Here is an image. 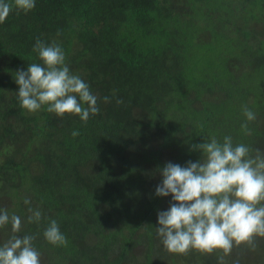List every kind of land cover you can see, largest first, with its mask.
Segmentation results:
<instances>
[{"label":"trees","instance_id":"1","mask_svg":"<svg viewBox=\"0 0 264 264\" xmlns=\"http://www.w3.org/2000/svg\"><path fill=\"white\" fill-rule=\"evenodd\" d=\"M37 38L59 43L99 98L86 123L21 108L14 76L42 63ZM243 106L256 114L250 135ZM226 135L264 152V0H36L0 24V210L21 218L18 236H35L40 264H218L164 248L158 212L173 201L156 188L166 163L197 162L192 145ZM50 219L66 246L44 238ZM12 235L0 228V246ZM237 260L264 264V238L225 264Z\"/></svg>","mask_w":264,"mask_h":264},{"label":"clouds","instance_id":"2","mask_svg":"<svg viewBox=\"0 0 264 264\" xmlns=\"http://www.w3.org/2000/svg\"><path fill=\"white\" fill-rule=\"evenodd\" d=\"M35 7L36 0H0V24L13 10L28 13ZM33 51L42 63H30L26 71L18 70L14 76L21 108L30 113L46 108L60 117L77 115L85 123L99 114V98L70 71L59 43L54 40L48 44L37 38ZM103 100L110 102L107 96ZM116 103L121 105L123 100L117 98ZM242 111L246 122L241 129L250 135L248 122L255 121L256 114L247 106ZM72 135L76 137L79 132L74 130ZM192 150L200 151L202 159L188 161L183 167L168 162L159 169L163 179L156 195H171L173 203L167 211L158 212L156 233L169 253H216L218 264H225L235 247L255 250L257 237L264 238V152L243 143L234 145L229 135L222 142L213 136L192 145ZM24 203L31 202L26 198ZM28 212V223L41 222L39 209L29 207ZM8 224L13 235L0 246V264H40L41 254L33 246L35 236H18L21 218L0 210V228ZM43 235L54 246L67 244L55 219L48 221Z\"/></svg>","mask_w":264,"mask_h":264},{"label":"rangeland","instance_id":"3","mask_svg":"<svg viewBox=\"0 0 264 264\" xmlns=\"http://www.w3.org/2000/svg\"><path fill=\"white\" fill-rule=\"evenodd\" d=\"M3 239H4V238H3L2 236H0V242H2V241H3Z\"/></svg>","mask_w":264,"mask_h":264}]
</instances>
